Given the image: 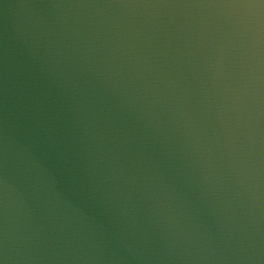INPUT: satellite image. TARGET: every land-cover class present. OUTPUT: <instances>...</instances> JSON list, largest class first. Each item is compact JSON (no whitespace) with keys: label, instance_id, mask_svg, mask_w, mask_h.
<instances>
[{"label":"water","instance_id":"1","mask_svg":"<svg viewBox=\"0 0 264 264\" xmlns=\"http://www.w3.org/2000/svg\"><path fill=\"white\" fill-rule=\"evenodd\" d=\"M0 264H264V0H0Z\"/></svg>","mask_w":264,"mask_h":264}]
</instances>
